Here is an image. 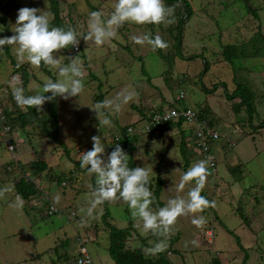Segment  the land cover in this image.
<instances>
[{
    "label": "rangeland",
    "instance_id": "obj_1",
    "mask_svg": "<svg viewBox=\"0 0 264 264\" xmlns=\"http://www.w3.org/2000/svg\"><path fill=\"white\" fill-rule=\"evenodd\" d=\"M188 1L193 12L184 24L179 51L174 45L177 23L174 18L171 24L126 22L115 38L102 45L81 38L78 49L56 53L64 63L68 62L66 56L80 58L84 89L67 100L57 97V133L67 147L65 151L47 136L56 134L51 101L44 104L42 112L36 111L40 122L10 130L13 150L7 148V142L0 136V190L7 189L0 195V264H73L80 242L96 264H115L108 253V229L102 218L105 211L112 225L118 228L133 226L127 239L128 247L141 249L147 256H154L149 249L158 240L166 239L167 247L160 253L167 255L169 251L171 254L167 257L173 264H212V258L219 259L220 264H264V128L252 127L264 120V40L259 34L254 35L258 30L264 34V0ZM58 2L62 26L75 29L81 37L89 31V13L100 11L107 19L114 10L115 0ZM249 6L256 15L248 10ZM21 7L51 12L48 0H0V37L13 34L11 30ZM148 33L152 37L160 35L168 46L153 50L147 44L133 42L134 35ZM250 39H254V46L250 44L247 52L255 53L236 59L232 68L222 54L223 45H241ZM6 48L0 51V107L13 110L16 115L27 108L19 106L11 96L13 77H20V72L19 75L13 72ZM16 48L10 45L8 51L16 64L27 67L28 95L37 94L49 78L54 82L62 79L53 67L45 66L49 70L46 72L41 66L36 68L30 63H21ZM238 82L247 84L255 94L257 111L252 124L244 107L233 109L238 98H227V93H231ZM129 85L138 95L119 113L110 116L111 126L100 125L98 120L103 117L97 118L92 109L100 102L96 95L101 94L103 100L113 98ZM180 92L184 97L177 99ZM171 105L189 106L199 113L204 112L202 119L214 125L221 134L212 144L215 167L213 171L208 167L209 175L201 192L215 202V207L179 217L167 237L145 231L142 221L132 216L128 204L121 199L98 205L89 216L87 211L93 198L90 185L95 186L96 177L81 168L80 156L81 152L92 148L93 135L101 136L106 153L118 143L128 156L126 140L136 137L130 142L135 146L132 154L136 166L151 169L150 179L159 173L166 181L159 197L163 206L175 197V192L186 197L195 186V181H191L178 191L184 173V159L179 150L180 130L189 136L188 126L182 124L181 129L167 131L168 128L156 134L153 129L146 130L147 119L139 120L141 110L147 115L169 109ZM128 125L133 131L130 136L125 131ZM116 135L122 140L114 142ZM186 147L190 160L188 170L194 162L204 159L195 148ZM37 160L45 161L47 168L34 173ZM235 166L238 167L235 169ZM21 177L33 180L39 190L28 201L15 189ZM58 177L60 182L56 180ZM170 188L173 194L168 192ZM57 194L60 200L55 203ZM17 197L22 200L18 207L14 206ZM49 202L57 207L56 213L47 214ZM157 207V202L151 205L153 210ZM194 215H203L207 223L197 228L191 223ZM210 229L213 232L211 241L207 234ZM193 240L196 246L190 243Z\"/></svg>",
    "mask_w": 264,
    "mask_h": 264
},
{
    "label": "clouds",
    "instance_id": "obj_2",
    "mask_svg": "<svg viewBox=\"0 0 264 264\" xmlns=\"http://www.w3.org/2000/svg\"><path fill=\"white\" fill-rule=\"evenodd\" d=\"M113 11L107 19L103 18L100 11L89 13L86 35L78 37L75 29L68 27L51 26L52 13L45 9L35 7H21L17 11V17L10 36L0 37V51L5 46L16 45V55L21 63L27 62L39 68L43 62L45 66L57 69L62 79L53 81L47 79L42 89L35 95H25L22 81L19 76L13 77L12 96L16 103L25 108H35L42 112L45 103L61 97L65 100L78 96L84 89L83 62L77 56H66L67 63L62 62L56 53L65 49H76L81 38L84 41H92L96 45H102L106 40L115 38L117 31L126 22L137 25L173 23L175 9L165 6L164 0H115ZM134 43L145 45L155 49H164L168 45L160 35L152 37L150 33L134 35ZM9 92V90H7ZM7 92V93H8ZM45 93H51L46 96ZM138 94L131 85L121 89L113 98L97 102L92 108L102 126H111V115L119 113L122 107L132 101ZM107 110V113L104 111ZM214 126V125H213ZM92 148L81 152L80 166L92 175L95 174V186H91L92 199L87 214L92 215L93 210L106 201L121 199L128 204L134 218L142 221L145 231H151L157 237H167L177 219L189 214L201 213L206 208L215 207L214 201H209L201 195L205 187L208 172V161L194 162L180 178L178 191L183 190L188 182L195 181L187 196L177 195L167 200L163 207L155 210L151 205L155 201L150 190L151 169L136 166L129 167V156L120 146L115 144L112 151L106 153V145L100 135L91 137ZM214 144V143H213ZM7 189L0 190L3 195ZM60 200L57 194L54 202ZM22 200L17 197L20 206ZM191 223L197 228H202L207 220L203 215L193 216ZM193 246L195 240L190 241ZM166 239L158 240L149 252L155 254L165 250Z\"/></svg>",
    "mask_w": 264,
    "mask_h": 264
},
{
    "label": "trees",
    "instance_id": "obj_3",
    "mask_svg": "<svg viewBox=\"0 0 264 264\" xmlns=\"http://www.w3.org/2000/svg\"><path fill=\"white\" fill-rule=\"evenodd\" d=\"M11 1H13V0H11ZM48 1H49L51 13L53 15L51 25L63 27L62 26V19L59 15V2H58V0H48ZM164 4H165V6H172L175 9L174 18H176L177 23L175 26L176 34L174 35V40H175L174 45H175L176 51H179L181 48V44H182V30H183L185 22L192 15V12H193L192 6L188 0H164ZM248 10L253 11V14L256 15V11L253 10L250 6L248 7ZM65 29H67V28H65ZM256 34H259L261 39L264 40V34H262L260 30H258L254 33V35H256ZM254 39H255V37H254ZM254 39H252V40L250 39L249 40L250 42L247 41L241 45H238V44H225V45H223L222 54L224 56V59L231 65L232 68H234V66H235L233 62L236 59L247 57V56L249 57L255 53L254 51L247 52L249 50V48H247V47H250V44H253V46H254V42H253ZM255 45H257L256 41H255ZM9 47L10 46H7V48H6L7 49V56L10 59V63H11L13 70H14L13 72L14 73L20 72V79L22 81V86L24 88L25 95L27 96L28 95L27 86L29 83V73L27 71V67L24 64H16L14 62V60L11 58L10 52L8 51ZM262 57L264 59V54L262 55ZM41 68L44 71L49 72V70L45 67L44 64H41ZM95 98L97 100H100V101L103 100L101 94L96 95ZM227 98L229 100L234 99V98H238V101L233 103V105H232L233 109L235 111H237L240 107H244L246 109L245 111L247 113L248 121L252 124V121L254 119V114L256 113L257 109H256V105H255V94L250 89V87L243 82H238V83H236L235 88L232 90V92L227 93ZM56 101H57V97L54 100H52L51 104H50L51 113L53 115V126H54L56 134L55 135L48 134L47 136L50 137L53 141H55L58 145L63 147V150L65 151L67 149V147H66L64 141L58 136V133H57L58 121H57V114H56ZM170 107L177 108L178 110L181 109L180 107H177L174 105H171ZM158 111H161V109ZM3 112L6 116L5 123L10 126L11 131H13V128H16V127H18V129H24V128H26V125L29 123L41 121L35 108L29 107V108H27L26 111H19L18 114H16V115L14 114L13 110H6L5 109ZM148 115L149 114H147V115L143 114V118L150 120L148 118ZM203 116H205L204 112L201 111L199 113V117L202 118ZM182 124H185V123H183V120L181 118L177 121H171L170 120V121H166L164 124H161L159 126L157 125L156 127L153 128V131L160 130L161 129L160 127L163 125H168V126L170 125V126H173L177 129H181ZM252 127L253 128H256V127L257 128H264V120L260 121V123L258 125L252 124ZM125 130H126V128H125ZM180 132H182V130H180ZM128 136H130V135H128ZM126 138L128 139L129 137H126ZM135 139L136 138H134V137H132L131 140L125 139L127 141V144H128V149H127L129 151L128 152L129 153V162L128 163H129L130 168L136 167V162H135V160L133 158V154H132L135 146L130 144V142H132V140L134 141ZM120 140H122V137H120L119 140H114V142H116V141L119 142ZM179 150H180L181 156L184 159L183 170L185 172L187 170L189 163H190V160L187 156L188 152H187V147H186V141L183 139V137H181V142L179 144ZM76 163H78V162H76ZM237 167L238 166H235L234 168L236 169ZM46 168H47V163L45 161L37 160L35 168L33 169V171H34V173H39ZM59 179L60 178L58 177L56 180L59 181ZM61 182H64V181H61ZM149 187H150V190L153 192V195L155 197L154 203L157 202V205L159 207H162L163 203L159 200V197H160V192L162 191V187H163V177L160 176V174L158 173L153 179H150ZM15 189H16V192L18 193V195H20L22 199L27 200V201H28V199L33 198L34 196H36L39 193V190L37 189V186L33 182V180L25 179L24 177L23 178L21 177L15 183ZM47 214H48V212H47ZM48 215H50V214H48ZM240 216L243 217V214L241 213ZM107 217H109V213H108V211H105L102 218H103V222H104L106 228L108 229V236H109L108 253H109V256L111 257V259L115 262V264H173L170 261V259L167 257V255H164L160 252H157L154 256H147L141 251V249H138V248L130 249V248H128L126 246V241H127L128 237L130 236L131 230H133V226L130 224L126 228H118V227L112 225L107 220ZM244 218H246V217L244 216ZM228 232L232 233L231 230H228ZM236 239H237L238 244L241 246L237 236H236ZM241 247H242V249H244L243 246H241ZM246 256H247V254L245 252V257ZM244 261H245V259H244ZM210 263L220 264V261H219V259L212 258L210 260Z\"/></svg>",
    "mask_w": 264,
    "mask_h": 264
},
{
    "label": "built area",
    "instance_id": "obj_4",
    "mask_svg": "<svg viewBox=\"0 0 264 264\" xmlns=\"http://www.w3.org/2000/svg\"><path fill=\"white\" fill-rule=\"evenodd\" d=\"M78 49V47L76 48ZM7 93V90H4ZM184 95L182 92L179 93L178 99L183 98ZM4 110L0 107V136L4 138L7 142V148L13 150V145L9 137L10 126L5 123L6 116L3 112ZM150 120L146 122V130L149 131L157 125L164 124L166 121H177L180 118L183 120V123L190 126L193 136V146L198 154L206 161H208V167L214 170L215 167V155L212 150V144L218 141L221 137V134L218 130L214 128L213 125L209 124L207 121L199 117V113L192 109L189 106H185L178 110L177 108L171 107L169 109H163L161 111L153 112L148 115ZM126 134H132L131 126L126 127ZM120 135L114 136V140H119ZM230 144V143H229ZM65 185V182H62ZM58 209L52 202L48 203L47 212L48 214H53L57 212ZM210 235V233H208ZM209 241H211L209 239ZM74 264H96L93 257L89 254L86 247L83 243H79L77 249V255L74 261Z\"/></svg>",
    "mask_w": 264,
    "mask_h": 264
},
{
    "label": "crops",
    "instance_id": "obj_5",
    "mask_svg": "<svg viewBox=\"0 0 264 264\" xmlns=\"http://www.w3.org/2000/svg\"><path fill=\"white\" fill-rule=\"evenodd\" d=\"M15 74H18L19 75V73H15ZM29 81H30V78H29ZM27 89H28V86H27ZM160 106V105H159ZM159 106H157V107H159ZM156 107V108H157ZM160 108H162V107H160ZM140 111V110H139ZM142 111V110H141ZM140 111V115H139V120L142 118V119H144L143 118V113L144 112H141ZM136 120H138V119H135V121ZM186 125V124H185ZM120 126V125H119ZM188 126V125H187ZM161 129L160 130H157V131H155L156 132V134H158V133H162V132H164V131H166L168 128H170V129H168L167 131H172V130H174V129H176L177 130V128H175V127H173V126H168V125H163V126H161L160 127ZM187 128H189V131H190V135L189 136H186V134L184 133V130L182 131V134H181V137H183V139L184 140H186V145L188 146V147H190V146H192L193 148H194V146H193V136H192V131H191V129H190V126H188ZM154 132V133H155ZM136 138V137H135ZM131 144V143H130ZM213 147V146H212ZM166 183V181L163 179V184H165ZM162 190H163V187H162ZM162 192V191H161ZM161 192H160V194H161ZM168 192L170 193V194H173V188H170V189H168ZM173 195H175V196H177L178 195V193L177 192H175ZM164 203V202H163ZM132 231V230H131ZM207 231V230H206ZM206 233V232H205ZM208 233H210V235H209V239L211 240V236L213 235V232H212V230L210 229V230H208L207 231V234ZM138 235V234H137ZM174 235L172 234L171 235V238H174L173 237ZM138 237H139V235H138ZM128 243H129V241H126V246L128 247ZM128 248H130V247H128ZM130 249H132V248H130ZM76 251H77V249H76ZM142 251V250H141ZM143 253H144V251H142ZM150 253V252H149ZM145 254V253H144ZM156 254V253H155ZM166 254L167 255H170L171 253L169 252V251H167L166 252ZM77 255V254H76ZM152 256V255H151ZM76 257V256H75ZM75 261V260H74ZM74 264V263H73Z\"/></svg>",
    "mask_w": 264,
    "mask_h": 264
}]
</instances>
